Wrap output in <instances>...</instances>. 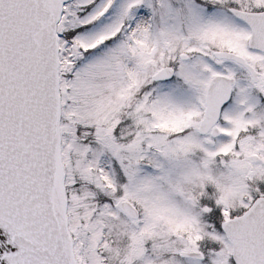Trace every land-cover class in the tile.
Wrapping results in <instances>:
<instances>
[{
    "label": "snow or ice",
    "instance_id": "snow-or-ice-1",
    "mask_svg": "<svg viewBox=\"0 0 264 264\" xmlns=\"http://www.w3.org/2000/svg\"><path fill=\"white\" fill-rule=\"evenodd\" d=\"M0 264H264V0H0Z\"/></svg>",
    "mask_w": 264,
    "mask_h": 264
}]
</instances>
